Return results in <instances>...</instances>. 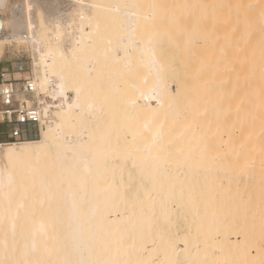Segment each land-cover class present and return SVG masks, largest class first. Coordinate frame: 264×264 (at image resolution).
<instances>
[{"label":"bare ground","instance_id":"6f19581e","mask_svg":"<svg viewBox=\"0 0 264 264\" xmlns=\"http://www.w3.org/2000/svg\"><path fill=\"white\" fill-rule=\"evenodd\" d=\"M7 2L0 0V10ZM250 3L260 0H19L8 17L0 12V56L7 45H27L43 119L31 138L42 129L40 140L0 143V222L4 194L16 188L22 167L9 165L10 150L41 162L59 151L58 215L47 202L40 209L39 189L17 191L13 200L38 247L54 235V249L92 240L121 264H264L261 191L247 197L235 186L240 176L261 175L264 159V124L253 95L259 71L249 87L242 68L259 29L233 31L224 23L229 10L218 8L215 27L190 37L160 28L161 16L188 20L199 10L146 7ZM115 4L145 7H108ZM152 23L159 31L155 62L144 51V29ZM221 86L224 114L216 111ZM49 129L61 140L58 149L43 143ZM145 146L156 157L148 163Z\"/></svg>","mask_w":264,"mask_h":264},{"label":"snow or ice","instance_id":"6c2138e0","mask_svg":"<svg viewBox=\"0 0 264 264\" xmlns=\"http://www.w3.org/2000/svg\"><path fill=\"white\" fill-rule=\"evenodd\" d=\"M114 11L128 8L145 7L138 4L121 5L115 4L108 6ZM151 9H168L169 7L192 8L199 10L196 14H190L188 20L177 18L174 15L169 19L168 13L165 11L162 16V29H174L177 33L183 35L188 33L190 37L205 33L207 29L214 28L217 20L216 9H228L229 15L224 22L226 26H231L233 31L239 30L241 27L245 30L246 34L252 33L259 29L260 40L257 47L252 49L251 55L245 54V59L242 61V68L248 73L244 77L245 83L251 87L257 73L259 71L260 86L257 95L260 106V120L264 124V0H260L259 4H221V5H147ZM211 9V11H209ZM235 10V14H232ZM147 20H154L153 15L146 17ZM98 26V25H97ZM146 47L144 51L152 57V62H155V49L153 42L157 39L159 31L157 25L152 23L146 25L145 29ZM169 37L173 35L171 30L165 33ZM257 48L259 53V65H257ZM239 79V76H238ZM47 82V76L45 77ZM35 87V86H33ZM44 88V84H41ZM62 94V93H61ZM255 105L253 110L249 111L247 116L250 121L256 119ZM52 130L45 134L44 144L50 150L58 149L61 145L59 137L51 136ZM264 155V147L261 149ZM10 159L9 165H22L19 181L16 188H10L4 194V215L3 220L0 222V235H2L3 250L0 254V264H121L120 261L115 259L106 258V251L104 248L97 250L92 240H89L86 245L84 244H69L67 242L60 245L59 249L53 248V243L56 237L47 236L41 241L40 246L36 244L37 236L29 233L24 225L20 223V214L18 210H14L13 200L17 191L27 192L30 188L39 191L43 196L37 201L40 209L43 210L47 202V210L59 213V194L63 189L62 169H63V155L59 151H51L50 158L47 161L41 162L38 157H27L24 151L20 149H13L9 152ZM35 154H33L34 156ZM153 151L150 147L144 148V163L155 159ZM61 169V175L58 177L57 169ZM53 187L55 188L56 195H53ZM56 201L54 206L52 201ZM22 206V205H21ZM261 210H262V226H264V159L261 160ZM9 220L11 226L9 227ZM56 230L53 224V233ZM56 252V258H53L52 253ZM131 264V262H125Z\"/></svg>","mask_w":264,"mask_h":264},{"label":"built area","instance_id":"2783aa9c","mask_svg":"<svg viewBox=\"0 0 264 264\" xmlns=\"http://www.w3.org/2000/svg\"><path fill=\"white\" fill-rule=\"evenodd\" d=\"M30 78L16 79L0 72V143H20L35 138L42 124L36 86Z\"/></svg>","mask_w":264,"mask_h":264},{"label":"rangeland","instance_id":"374dc122","mask_svg":"<svg viewBox=\"0 0 264 264\" xmlns=\"http://www.w3.org/2000/svg\"><path fill=\"white\" fill-rule=\"evenodd\" d=\"M19 3V0H8L7 5L4 9L0 10L5 16H9L12 8ZM207 41V40H206ZM206 41L204 42L206 44ZM211 43V42H210ZM209 43V44H210ZM202 50V48L200 49ZM206 51L208 49L206 48ZM208 54V52H206ZM31 51L26 44L23 43H13L11 45H7L3 48L1 56H0V65L6 69V71H10L11 76L16 79H20L21 77L30 78L32 71V63L33 57L31 56ZM31 79V78H30ZM175 84H172V88L175 89ZM219 91L222 90L219 95L216 97L217 101V109L216 111H222V114L225 113L226 109V95H225V87H218ZM233 103L232 101L230 102ZM233 106V104H232ZM42 138V129H41V137L38 139H29V140H40ZM28 141V140H25ZM240 192L241 195L247 197H253L259 194L261 191V175H247L240 176L235 185ZM61 227L56 226L55 233L60 234Z\"/></svg>","mask_w":264,"mask_h":264},{"label":"crops","instance_id":"0c3cea01","mask_svg":"<svg viewBox=\"0 0 264 264\" xmlns=\"http://www.w3.org/2000/svg\"><path fill=\"white\" fill-rule=\"evenodd\" d=\"M1 71H6V69H4L1 65H0V72ZM0 128H2V126H0Z\"/></svg>","mask_w":264,"mask_h":264}]
</instances>
